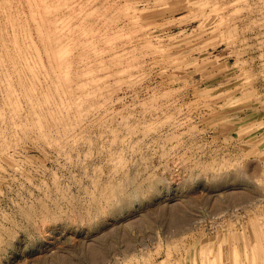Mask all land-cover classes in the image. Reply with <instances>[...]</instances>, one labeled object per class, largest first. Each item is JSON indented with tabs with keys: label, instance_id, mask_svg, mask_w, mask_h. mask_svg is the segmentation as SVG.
I'll return each instance as SVG.
<instances>
[{
	"label": "rangeland",
	"instance_id": "1",
	"mask_svg": "<svg viewBox=\"0 0 264 264\" xmlns=\"http://www.w3.org/2000/svg\"><path fill=\"white\" fill-rule=\"evenodd\" d=\"M56 24L135 131L87 177L28 140L42 190L0 180V264H264V0H0V74L21 48L49 71Z\"/></svg>",
	"mask_w": 264,
	"mask_h": 264
},
{
	"label": "bare ground",
	"instance_id": "2",
	"mask_svg": "<svg viewBox=\"0 0 264 264\" xmlns=\"http://www.w3.org/2000/svg\"><path fill=\"white\" fill-rule=\"evenodd\" d=\"M53 23L49 27L38 23L39 35L46 38ZM71 33V29L61 31L56 24L51 41L43 42L49 45V71H39V63L30 61L21 48L17 50L18 60L10 56L13 61L4 63L0 74V180L11 190L14 186L19 197L41 188L24 172L28 140L45 154L52 152L64 170H82L84 177L97 154L107 158L116 170L125 165L126 138L135 128L124 122L128 134L122 135L123 127L113 125L114 111L104 107L108 89L99 74L104 71L103 59L98 54L83 55L76 62L71 53ZM39 60L44 69L42 58ZM94 129L100 132L97 139ZM36 172L44 175L46 169ZM52 185L60 188L56 175Z\"/></svg>",
	"mask_w": 264,
	"mask_h": 264
}]
</instances>
